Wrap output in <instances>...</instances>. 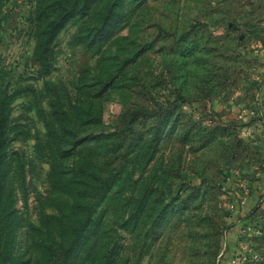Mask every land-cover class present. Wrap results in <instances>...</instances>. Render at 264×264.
Returning <instances> with one entry per match:
<instances>
[{
    "label": "rangeland",
    "instance_id": "374dc122",
    "mask_svg": "<svg viewBox=\"0 0 264 264\" xmlns=\"http://www.w3.org/2000/svg\"><path fill=\"white\" fill-rule=\"evenodd\" d=\"M259 104L264 0H0V264H264Z\"/></svg>",
    "mask_w": 264,
    "mask_h": 264
},
{
    "label": "trees",
    "instance_id": "16d2710c",
    "mask_svg": "<svg viewBox=\"0 0 264 264\" xmlns=\"http://www.w3.org/2000/svg\"><path fill=\"white\" fill-rule=\"evenodd\" d=\"M74 9V7H68L65 4H62L61 6V12L57 15V17L54 20H51L48 24L47 33L48 36L41 42L40 44H45L47 46V42L50 40L51 36L54 35V32L56 28L62 26L68 14ZM139 111L133 112V117L138 114ZM131 121L126 125V130H129ZM125 129H118L117 132L122 133ZM73 245L71 242L69 244L65 243H59L57 246H50V264H66L68 261V258L70 256V253L72 251Z\"/></svg>",
    "mask_w": 264,
    "mask_h": 264
},
{
    "label": "built area",
    "instance_id": "2783aa9c",
    "mask_svg": "<svg viewBox=\"0 0 264 264\" xmlns=\"http://www.w3.org/2000/svg\"><path fill=\"white\" fill-rule=\"evenodd\" d=\"M238 117L242 120H247L249 118H256L258 124L264 129V105L259 104L253 107H241L238 110ZM264 137V132H263Z\"/></svg>",
    "mask_w": 264,
    "mask_h": 264
}]
</instances>
